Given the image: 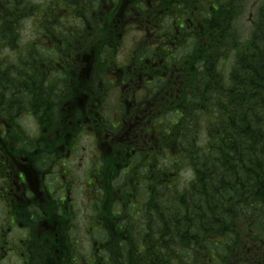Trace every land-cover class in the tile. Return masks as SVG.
Returning <instances> with one entry per match:
<instances>
[{
	"label": "flooded vegetation",
	"instance_id": "obj_1",
	"mask_svg": "<svg viewBox=\"0 0 264 264\" xmlns=\"http://www.w3.org/2000/svg\"><path fill=\"white\" fill-rule=\"evenodd\" d=\"M35 1L41 7L37 15L27 18L15 14L8 19L20 39L14 45L0 44V70L33 63L32 45L38 29L40 53L50 56L65 88L56 103L65 122H40L41 115L51 113L43 107L38 117L29 110L18 112L16 125L5 113L8 101L2 102L0 264H19L21 250L41 263L44 254L48 262L51 251L57 254L58 247L67 253L70 241L88 256L98 226L111 239L127 240L115 233L123 212L130 210L136 222L152 216L148 209L144 213L138 207L144 194L129 188L135 182L143 183L144 173L164 161L167 144L162 121L170 109V97L178 89H190L198 60L196 53L190 59L183 52L182 61L180 52L202 31L203 3L217 2L53 0L52 7H47L52 0ZM6 2L0 0L1 18L9 12ZM27 19L33 20L30 31L26 30ZM169 56L172 63L167 62ZM107 115H111L110 120L103 123ZM26 119L33 120L31 130L25 126ZM76 158L80 165H87L82 181L70 169ZM111 167L116 172L114 187L128 192L129 202L118 205L110 199L107 178L112 175ZM83 183L86 196L79 200L75 191ZM97 200L103 203L100 217L94 220ZM41 211H46L49 219ZM68 212L74 214L71 233L42 238L39 246L29 249L28 243L37 244L43 235H49L44 233L47 227L43 223H50L53 229L63 226L65 220L68 224ZM79 214L87 226V246L80 239ZM137 214L145 217L137 220ZM27 224L34 227L33 236ZM65 260L60 257L59 263Z\"/></svg>",
	"mask_w": 264,
	"mask_h": 264
},
{
	"label": "trees",
	"instance_id": "obj_2",
	"mask_svg": "<svg viewBox=\"0 0 264 264\" xmlns=\"http://www.w3.org/2000/svg\"><path fill=\"white\" fill-rule=\"evenodd\" d=\"M246 2L203 3L202 31L195 33L189 47H182V61L183 52L190 59L193 53L198 56L195 74L190 89L172 93L168 128L163 129L165 143L177 145L180 159L170 163L165 157L166 166L152 165L144 182L129 188L144 194L138 207L152 216L136 222L130 210L120 216L109 210L123 219L115 233L127 240L111 239L98 226L88 256L70 241L67 253L58 247L48 262L44 254L41 263L21 250L19 264H164V257L165 264H264V0L255 6L250 30L242 35L236 21ZM5 6L9 12L0 17V44L14 45L20 35L8 19L15 14L35 16L41 7L35 0H7ZM37 33L38 29L33 63L0 70V108L8 101L5 113L16 125L18 112L29 110L38 117L43 107L51 113L41 115L40 122H65L56 107L65 88L50 56L40 53ZM167 62H173L170 56ZM109 170L110 199L118 205L129 202L130 194L114 187L115 168ZM102 203L96 201L94 220L101 215ZM45 212L40 213L46 216ZM65 217L72 222L65 220L55 229L43 223L44 233L51 236L28 243L29 249L39 246L42 238L74 229V214ZM143 217L137 214V220ZM28 227L33 236L34 227ZM60 257H66L64 263H59Z\"/></svg>",
	"mask_w": 264,
	"mask_h": 264
},
{
	"label": "rangeland",
	"instance_id": "obj_3",
	"mask_svg": "<svg viewBox=\"0 0 264 264\" xmlns=\"http://www.w3.org/2000/svg\"><path fill=\"white\" fill-rule=\"evenodd\" d=\"M38 1L46 2L48 0H38ZM259 1L260 0H247L246 5H245V9L243 11L242 16L240 18H238L237 21H236V25H238V29L240 30L241 33H243L242 35H246L248 33V30H250L251 22H252L251 20L253 18V13H254V10H255V6L259 3ZM32 21L33 20H31V19H27V21H26V30L30 31V29H31L30 27H31ZM31 120L30 119H26V123H25V126L27 128H29L30 130H31L32 126H33L31 124ZM84 140H85L84 141L85 143H86V141H88L86 136H85ZM80 161L81 160L78 159V158L74 159L70 163V169L73 170V175L75 177L81 179L80 181H82L87 165L86 166H85V164L84 165H80L79 164ZM85 189H87V186H85L84 183L79 185L76 188V191H75L76 198H78L80 200V199H82L83 195L86 196V193L84 191ZM79 191H80V193H79ZM82 217H83V214H79L78 215V226L80 225L81 228H82L81 231H80V234H81L82 238H80V239L83 240V242H84L83 244L85 246H87V242H85V240L89 239V238L85 237V235L87 234V226H85V224L83 222L84 220L82 219ZM20 233H21V236L22 235L24 236L23 231H20ZM21 236L19 235V238Z\"/></svg>",
	"mask_w": 264,
	"mask_h": 264
}]
</instances>
